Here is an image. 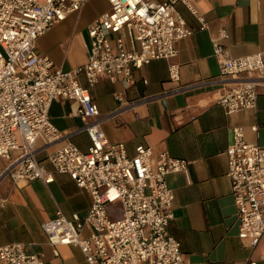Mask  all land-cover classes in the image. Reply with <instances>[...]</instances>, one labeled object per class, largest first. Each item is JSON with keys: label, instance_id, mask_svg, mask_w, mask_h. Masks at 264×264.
Returning a JSON list of instances; mask_svg holds the SVG:
<instances>
[{"label": "built area", "instance_id": "1", "mask_svg": "<svg viewBox=\"0 0 264 264\" xmlns=\"http://www.w3.org/2000/svg\"><path fill=\"white\" fill-rule=\"evenodd\" d=\"M88 1L0 0V157L8 161L1 175L16 184H48L54 174H66L89 193L91 203L83 218H67L57 208L53 218L41 223L49 244L79 247L88 264H186L180 242L167 230L174 192L165 176L185 171L189 161L167 152L154 157L146 145L128 155L123 142H110L89 88L101 75L119 78L127 86L134 69L158 59L168 62V80L175 84L162 95L193 86L179 83L175 44L193 30L176 3L186 6L200 28L207 24L190 0H106L108 10L87 28L86 61L64 71L37 50V38L79 13ZM227 38L220 29L211 44L218 76L234 81L222 87L216 99L229 114L255 107L258 88L264 87V51L233 57L222 42ZM81 74L87 86L81 84ZM115 97L121 101L119 94ZM60 98L74 102L71 114L87 120L81 127L90 142L85 151L67 139L72 132L59 130L50 120L51 103ZM61 140L64 143L47 154V169L37 155ZM225 152L238 237L254 246L264 236V148L247 141L243 127L234 126ZM0 264L44 261L13 242L0 246ZM246 264H264V256Z\"/></svg>", "mask_w": 264, "mask_h": 264}, {"label": "crops", "instance_id": "2", "mask_svg": "<svg viewBox=\"0 0 264 264\" xmlns=\"http://www.w3.org/2000/svg\"><path fill=\"white\" fill-rule=\"evenodd\" d=\"M190 1L207 27L200 28L186 6L176 3L193 32L176 42L175 61L180 65L179 83L193 86L162 95L175 84L168 80V62L158 59L134 69L127 86L119 78L101 75L89 91L106 137L110 142H123L128 155L134 154L136 146L146 145L152 148L154 157L167 152L189 161L185 171L165 176L174 192L173 217L167 230L180 242L185 263L246 264L264 256V236L254 246L238 237L225 150L232 141L234 126L243 127L245 139L264 148V87L258 88L254 108L226 114L216 99L222 87L234 81L218 76L211 38L225 29L228 38L222 42L233 57L264 51V0ZM94 2L99 5L91 17L75 24ZM108 8L106 0L88 1L79 13L68 15L39 36L37 50L64 71L83 64L89 44L87 28ZM80 82L87 86L84 74ZM117 94L121 101L116 99ZM148 96L156 97L144 99ZM74 108L72 101L54 100L49 117L59 130L72 132L67 139L85 151L90 142L81 127L87 120L72 115ZM63 143L52 144L37 155L47 169H51L48 152ZM7 163L0 157V246L19 242L28 253L41 255L44 264H88L79 247L49 244L41 223L53 218L57 208L67 218L73 214L83 218L91 203L89 193L66 174H54L48 184L41 180L16 184L1 175Z\"/></svg>", "mask_w": 264, "mask_h": 264}, {"label": "rangeland", "instance_id": "3", "mask_svg": "<svg viewBox=\"0 0 264 264\" xmlns=\"http://www.w3.org/2000/svg\"><path fill=\"white\" fill-rule=\"evenodd\" d=\"M98 2H94L90 7H88L86 9V11L81 15L79 16L76 20H75V24L77 23H81L82 20H85L87 18H90L91 15L95 12V10L98 8ZM86 28V27H84Z\"/></svg>", "mask_w": 264, "mask_h": 264}]
</instances>
